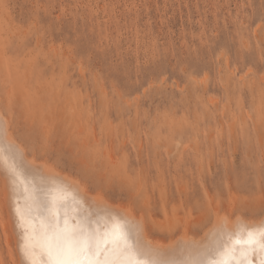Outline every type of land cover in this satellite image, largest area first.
Listing matches in <instances>:
<instances>
[{"label":"rangeland","instance_id":"rangeland-1","mask_svg":"<svg viewBox=\"0 0 264 264\" xmlns=\"http://www.w3.org/2000/svg\"><path fill=\"white\" fill-rule=\"evenodd\" d=\"M0 99L29 155L157 240L264 200V0H0Z\"/></svg>","mask_w":264,"mask_h":264},{"label":"snow or ice","instance_id":"snow-or-ice-1","mask_svg":"<svg viewBox=\"0 0 264 264\" xmlns=\"http://www.w3.org/2000/svg\"><path fill=\"white\" fill-rule=\"evenodd\" d=\"M0 162L17 196L15 213L23 229L21 264H264V225L221 230L201 247L180 249L177 257L175 250L164 253L154 247L141 225L119 213L108 214L101 223L92 206L76 195L72 201L78 210L69 215L67 189L57 185L49 190L48 178L34 174L14 145H0ZM36 216L42 217L39 252Z\"/></svg>","mask_w":264,"mask_h":264},{"label":"bare ground","instance_id":"bare-ground-1","mask_svg":"<svg viewBox=\"0 0 264 264\" xmlns=\"http://www.w3.org/2000/svg\"><path fill=\"white\" fill-rule=\"evenodd\" d=\"M36 41L38 44L39 38ZM36 41H35V43H36ZM19 43H20V40H19ZM18 51H19V49H18ZM0 103H2L1 99H0ZM2 105H3V103L1 104V106ZM1 106H0V145H2L4 147H7L8 144L14 145L23 154V157H24L26 163L34 170V174L48 178L49 190L55 188L57 185H61L67 189V196H68L67 209H68L69 215H73L75 213V211L78 210L76 205L72 201V196L76 195L77 199L79 201L83 202L86 200L87 205L92 206L91 210L95 211L99 214L97 218L101 220V223L104 222V220L106 219V216L108 214L115 215L116 213H119V214L123 215L124 217H126L129 221L141 225L143 230H144L145 239L148 240L154 247L159 248L164 253H169V252H172L173 250H175L177 257H179L180 249L185 248L187 246L201 247V246L209 243L213 239V236L216 233H219L221 230L236 231L240 227H247V228L256 229V228L260 227L261 225H264V200L256 201V202L253 201L255 203L252 202V204L247 206V207L254 209L256 211L254 213H252V212H249L247 214L242 213L243 212L242 209H237L236 204L234 207L235 210H233L232 208H229V210L226 211V209H228V208H226V209L220 208L221 210L219 208H213L210 211V213L207 214V216L203 217L202 219L199 218L197 220V224L201 228L200 229L201 231L195 230L194 232L193 231L190 232L191 230L188 231L187 227L185 228L187 230H185L184 227L189 223V221H187L188 223L187 222L184 223L185 226L183 224L184 227H182V229H181L182 232L180 235H178V237L173 238V239L172 238L167 239L168 240L167 242L157 240L153 237L152 232L150 231V228H152V226L154 227V222H153L154 220L152 221V219H153L152 215H150L149 218H145L143 215H141L142 213L137 214L131 208H129L127 206L125 207V206H121V205H115V204L108 202L103 197L102 198L98 197L100 195H98V196L92 195V194H90V192L88 191V189L86 188L84 183H82L81 181L71 177L68 174H65L61 171H58L54 168H51V166L49 167V165L46 166L44 163H42L40 161L37 162L31 154H30L31 155L30 156L27 153L25 147L22 146L23 144H21L20 141H17L14 138V136L12 135L13 133H11L12 131L10 132L11 128H10V125L8 124L9 119L7 118V116H4L2 109H1ZM91 107H93V106H91ZM79 110H80V108H79ZM71 111H73V110H71ZM89 111H91V110H89ZM68 112H69V110H68ZM59 113H60V110H59ZM92 122H94V121H92ZM79 126L81 127V125H79ZM79 126H78V128H79ZM256 127H258V126L254 125V127H253L254 130H256ZM194 142H196V140H194ZM219 145H220L219 149H221V143ZM193 148H194V151L192 150ZM193 148L191 149L193 152L192 153L193 158L194 159L199 158V153L201 152V149H199V146L197 145V143H195ZM143 150H145V149H143ZM137 155H138V159L140 161H143L142 159L144 158V153H142L139 150ZM144 159H146V158H144ZM186 160H187V158H186ZM196 160H198V159H196ZM199 162L200 161H198L197 164H200ZM180 167H181V165H180ZM182 170H183V168H182ZM174 174H175V172H174ZM0 179L2 182L3 190H4V194L3 193L2 194H3V198L5 200V206H6V209L8 212V220L7 221L5 220L6 217H4V220H3L2 215H1L0 219H2V220H0V227L2 228V231L4 232L7 245L10 246V244H13V243H11L12 241L15 242V248H16V252H17V256H18V259H16V260H18V264H21L22 254L20 251V245L23 243V229L18 227L17 216L15 213L17 196L13 192L11 181L8 179L7 173L5 172V169H4L2 162H0ZM0 190H2V189H0ZM53 194L59 195L58 193H53ZM0 195H1V193H0ZM186 200H188L187 197H186ZM0 202H2V201H0ZM233 202L234 201H232V203ZM19 203L21 205H24L25 200L21 197L19 200ZM233 204H232V206H230V204H229V207H233L234 206ZM2 205H3V203H2ZM87 205H85L84 207L86 208ZM2 208H4V207H2ZM0 213H1V211H0ZM1 214H4V212ZM63 214H64V212L62 210L61 215H63ZM41 220H42V217H39V216H36L33 219V223H34L35 229H36V243L38 245V247H37L38 252L40 251L39 245L43 241V229L41 228ZM193 223H195V222H192L191 224L193 225ZM192 225H190V226H192ZM173 234H174V232H173ZM172 237H173V235H172Z\"/></svg>","mask_w":264,"mask_h":264}]
</instances>
